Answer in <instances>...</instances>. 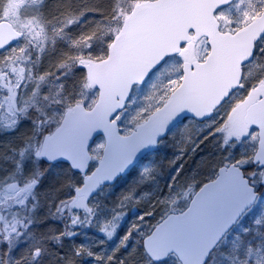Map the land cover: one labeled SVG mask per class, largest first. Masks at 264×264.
Wrapping results in <instances>:
<instances>
[{"label":"water","instance_id":"95a60500","mask_svg":"<svg viewBox=\"0 0 264 264\" xmlns=\"http://www.w3.org/2000/svg\"><path fill=\"white\" fill-rule=\"evenodd\" d=\"M232 1H143L124 20L107 58L85 61L89 85L99 91L97 102L91 109L79 104L66 111L60 126L45 137L39 154L47 163L65 161L85 174L91 162L89 147L99 135L104 136L102 158L85 178L83 189H76L79 195L75 200L90 198L97 188L128 174L184 118H210L239 87L240 69L251 60L255 41L264 35V12L235 34L221 33L215 13ZM191 31L195 42L208 37V60L195 63L194 68L185 64L182 83L166 103L131 134L121 135L113 118L125 108L134 85L142 84L150 69L155 70L168 56L178 53L190 40ZM22 37L9 22H0V50ZM247 120L249 127L258 126L260 130L253 162L264 169V101L249 110ZM261 183L264 185V172ZM257 197L240 167L223 166L215 179L196 191L186 209L170 213L155 226L143 240L144 249L155 263L175 254L181 264H206L211 252Z\"/></svg>","mask_w":264,"mask_h":264},{"label":"rangeland","instance_id":"374dc122","mask_svg":"<svg viewBox=\"0 0 264 264\" xmlns=\"http://www.w3.org/2000/svg\"><path fill=\"white\" fill-rule=\"evenodd\" d=\"M57 1L59 0H0V20H9L17 30L25 33V38L22 41L0 54V133L3 139V141H0V145L1 147L4 145L7 148H11L10 141L13 135H16V138L26 135L22 140L28 139L26 140V149L22 151V162H25L26 169L19 175L18 164H13L8 169H4L3 166L0 168L2 172L0 173V184L2 185V199L0 203L2 202L3 205L6 204V206H4L3 216H1L2 229L0 231V263L6 261L3 264H8L7 261H10V258H6L5 261L3 258L6 248L7 250L14 249L13 241L17 236L22 234V230L21 233L17 234L19 227L21 226L23 230H26L31 225V223L26 222V219L19 218L28 216L29 219H31L35 217L37 211V203L34 201V198H32V196L36 194L35 191L26 194L22 199H18V194L22 192L25 185H28L35 179L30 178L32 175L31 172L34 171L36 175L41 169L42 161L38 157V152L42 141L39 139L38 132L35 131L41 119L39 110L42 107L45 108L48 115L52 113L59 114L62 111L63 106L61 105H63L66 97L61 92L62 76L60 77V73H64V71H72L73 78L71 82L76 86L74 90L77 89L76 92L79 91L77 92V96L83 95L88 99V102L84 103L85 106H92L95 102L97 93L87 82L82 86L80 76H78L79 73L76 71L81 69L82 61L85 60L83 59V49H91L88 55H95V57L100 58V55L106 53L108 47L107 42L104 41V38L107 36V32L105 31L107 30L106 27L103 26L101 29L104 32L100 37L97 39L98 35H96V39H93V42L87 44L85 46L86 48L76 47L75 51L72 53V58H62L58 60V63L57 60L56 62L54 61V63L50 62V53L46 49V44L50 46L54 40H58L65 45V42L62 40L70 41L58 28L55 30L58 32L51 40H43V42H41L43 48L40 49L39 46V54L35 56V65H39L37 67L39 71L35 73L28 65L31 46L38 43V32H35V29L37 26L40 27V23H46L43 13L49 17L48 14L52 12V7H54V10L57 9L55 6ZM134 4L135 2L133 5ZM85 5L86 3L80 4L81 10H86ZM263 7L264 0H237L233 5L219 13L218 17L222 23L223 29L236 30L253 20ZM68 13L69 12L66 11L63 15L65 16ZM128 14L129 13L123 9H119L118 15L115 17L113 23L116 22L119 24ZM86 15L88 22L85 23L83 27L90 28L91 17L93 19V15L91 12H86ZM96 25L97 22L93 23V26ZM119 27L120 25L115 29L118 30ZM93 30L92 28V33L94 32ZM44 48L45 50H43ZM59 51L63 53L66 50ZM205 51L206 43L205 41H201L195 52L196 57H203ZM43 56L45 57L44 61H42ZM55 58L56 57H53L52 59L54 60ZM182 62L183 60L180 57L168 60L145 84L135 88L125 111L117 116L123 134L130 133L137 124L144 121L152 111L165 102L169 93L181 80ZM43 63L45 68H42ZM70 90L72 91L73 89ZM44 94L47 96H43ZM37 100H43L44 104L41 105L37 103ZM61 118L62 117H59L58 121L49 120L46 122L43 126L46 135L54 130ZM22 122H24L23 125H21ZM191 131H194L195 134L192 135L190 133ZM200 132L201 128L194 125L192 121H186L174 129L170 134L169 140L162 143L156 153L146 157L135 169L133 174L119 182L118 191H120L119 194L122 195L121 198H112V192L111 195L108 191L102 189L88 204L93 211L95 210L93 215L95 220L105 222L104 219H109L111 214L115 215V206L118 208L123 207V209H133L140 205L144 207L145 203L151 201V197L154 196V194L163 190H166L164 204L169 207V210L176 211L185 208L195 191V186L191 185L183 189L182 184L179 186V184L175 183L174 188H171L169 186L172 182L166 187L164 186V182L166 178L172 175L177 169L179 154L184 149L183 147H185L187 143H190V139H187V136L190 135L191 138L196 134L200 135ZM198 135H196V137ZM236 138L238 140L236 144L238 146V153L233 154L232 150L228 158L229 160L236 159V162L244 168H247L248 176L253 180L256 186H259L262 172L254 168L251 164V157L255 151L257 142V134L254 131H249L236 136ZM23 147L25 148V146ZM103 148L104 139L99 137L90 148L94 164L100 159ZM11 159L10 164L13 163V158ZM173 161H175V163H173ZM66 175L64 171L57 173V176L61 177H66ZM76 179H81L82 181V178L78 175ZM25 180L26 182H24ZM35 189H38V187ZM126 190L130 192L126 194L130 197L129 200H125L124 197L126 195L124 196L122 193L124 191L127 193ZM169 190L172 191L171 194L168 193ZM102 200L108 204L107 206H110L106 212L96 208ZM137 201L140 203H137ZM76 204L78 205V203ZM74 208H76V205ZM137 211L138 210H136V212ZM157 215H159V212L155 214V216ZM263 217L264 195L259 202L248 211L245 218L226 236L219 245L218 251L213 255L210 264H217V255L224 253L223 250L229 249L232 250V252L237 251L241 256H246L248 247L247 259H241L239 264H245V262L246 264H264V221L260 222ZM246 221L249 224H247ZM252 226H258L259 228L252 229ZM115 231H117V228L113 227L111 232ZM250 232H252L253 235V240H250L252 241L251 244L250 242H245L241 238L243 235ZM77 249L78 248L74 250V253L76 251L79 253ZM78 255L79 254H77V256ZM88 255L89 253H83L81 259H90L87 258ZM166 264H179V262L175 256H171Z\"/></svg>","mask_w":264,"mask_h":264},{"label":"trees","instance_id":"16d2710c","mask_svg":"<svg viewBox=\"0 0 264 264\" xmlns=\"http://www.w3.org/2000/svg\"><path fill=\"white\" fill-rule=\"evenodd\" d=\"M137 1L139 0L57 1L55 5L57 9L54 10V7H52V12L48 14L49 17L44 14L47 23H44L41 27L37 26L35 29V32H38V43L31 46L28 65H33L32 69L35 73L39 71L37 68L39 65H35L34 60H36L35 56L39 54V50L43 48L41 42L43 40H51L58 32L55 30L58 28L60 30L65 24L78 26L73 29L67 28L66 36L70 41L62 40L65 45L58 40H54L50 46L46 44V49L51 56H49L50 62L54 63L57 60L58 63V60L62 58H72V53L76 47L84 48L87 44L93 42V39H96V35H98L97 39L100 37L104 32L101 29L103 26L107 30L105 31L107 36L104 41L109 43L113 39V31L118 26L113 21L118 15L119 9L130 12L133 3ZM83 3H86L85 11L81 10L82 5L80 6V4ZM66 11L69 13L64 16L63 14ZM86 12H91L93 15L90 28L83 27L88 22ZM96 22L98 26H93V23ZM92 28L94 29L93 33L91 32ZM39 46L40 49L38 50ZM64 49L66 51L60 53L59 50ZM90 51L91 49H83V57H91L88 55ZM52 56L56 58L53 60ZM92 57L95 56L92 55ZM44 60L45 57L43 56L42 61ZM42 68H45L44 63ZM76 72L79 73L78 76H80L83 86L85 84L84 73L80 69ZM61 76V92L66 97L64 102H70L78 97L77 92H79H76L77 89L74 90L76 86L71 82L73 73L72 71H64V73H60ZM70 89L73 90L71 91ZM43 96L47 95L44 94ZM80 98V100H86L84 97ZM190 133L192 135L195 134L194 131ZM196 135L191 138L190 135L187 136V139H190V143H187L179 154L177 169L166 178L165 187L172 182L169 186L171 188H174L175 183L179 184V186L182 184L183 189L191 185L197 188L202 183L212 179L220 165L230 161L228 155L232 152L233 145L214 141L216 139L209 138L202 132L197 137ZM11 137V148H7L4 145L1 147L0 145V168L3 166L4 169H8L11 165L18 164V174L20 175L26 169L25 162H22V151L26 149V140L28 139L22 140L26 135L18 136V138H16V135ZM0 141H3L1 134ZM11 158H13L12 164H10ZM60 171H64L67 174L66 177L57 176ZM31 173L30 178L39 180L38 189H36V194H34V201L37 203L35 219H33V224L13 241L14 249L7 250L6 248L3 258L4 261L6 258H10V261H7L8 264H17L18 261H20V264H155L148 259L142 246V240L150 233L162 216L169 212V207L161 204V200L165 201L166 190L152 196L151 201L145 203L144 207L140 205L133 209H123V207L118 208L115 206V215L111 214L109 219H104L105 222L86 219L87 217L90 218L87 213H82V219H71L75 217V214L70 212L68 202L73 197V187L80 182V180L76 179V174L64 164L53 166L44 162L41 163V169L38 174L35 175L34 171ZM246 174L248 175V171H246ZM107 189L105 190L113 193V195L111 194L112 198L119 199L122 197L119 194L118 185ZM126 192H122L124 196L130 193L129 190H126ZM261 192L264 193V191ZM168 193L171 194L172 191L169 190ZM149 204L151 208L148 207ZM107 205L102 200L96 208L106 212L110 208ZM136 210L138 211L136 212ZM157 212H159V215L155 216ZM19 219H26V222L30 220L28 216ZM263 221L264 217L260 222ZM113 227L117 228V231L111 232ZM255 228L259 227L252 226V229ZM19 230H23L21 226ZM109 232L112 233L111 236L108 235ZM76 233L81 234L82 238L72 239ZM241 238L251 244L252 241L250 240H253L252 232L243 235ZM76 248L81 249L84 253L89 252V257L87 258L90 259L83 260L76 257L74 253ZM223 252L217 255V264H239L241 259L246 258L245 255L241 256L237 251L232 252V250L228 249L223 250ZM166 263L167 261L160 264Z\"/></svg>","mask_w":264,"mask_h":264},{"label":"flooded vegetation","instance_id":"af4514ba","mask_svg":"<svg viewBox=\"0 0 264 264\" xmlns=\"http://www.w3.org/2000/svg\"><path fill=\"white\" fill-rule=\"evenodd\" d=\"M192 54L190 50H184L183 59L192 57ZM258 68H261V72L264 73V40L256 45L254 61L246 65L244 69L246 76L240 90L215 113L212 120L217 129L226 126L230 133H238L246 128L245 116L248 108L264 97V79L260 78ZM1 216L0 213V219ZM77 219H81V216Z\"/></svg>","mask_w":264,"mask_h":264},{"label":"clouds","instance_id":"9594fccd","mask_svg":"<svg viewBox=\"0 0 264 264\" xmlns=\"http://www.w3.org/2000/svg\"><path fill=\"white\" fill-rule=\"evenodd\" d=\"M154 68H155V66H154ZM153 70H154V69H150L149 71L152 72ZM240 73H241V78H244V77L246 76V73H245L243 67H241V69H240ZM260 78L264 79V73L261 74V77H260ZM80 99H81L80 97H77L76 99H73V100H71L70 102H64V104H63V108H64V109H70V108H72L73 105H77V106H78L79 103H80ZM36 102H37V103H40L41 105L44 104V101H43V100H37ZM39 113H40V117H41V119H40L39 123L37 124L35 131L38 132V134H39V139H40L41 141H43L44 137L46 136V132H45L43 126H44V125L46 124V122L49 121V120L58 121L59 117H62V116H63V111H61L59 114L52 113L51 115H48V114L46 113V109L42 107V108L39 110ZM225 143H227V141H225ZM173 163H175V161H173ZM261 163H264V161H261ZM80 187H81V189H83V184H81ZM96 190L98 191L99 189L97 188ZM78 195H79V192H76L75 190H73V192H72L73 203L75 202V198H76ZM124 199H125V200H129L130 197L126 195V196L124 197ZM137 203H140V202L137 201ZM164 203H165V201H164V200H161V204H164ZM148 207L151 208V205L149 204ZM108 235L111 236L112 233L109 232ZM210 251H211V250L209 249V252H210ZM206 255H207V253H206ZM17 264H19V262H17Z\"/></svg>","mask_w":264,"mask_h":264},{"label":"bare ground","instance_id":"6f19581e","mask_svg":"<svg viewBox=\"0 0 264 264\" xmlns=\"http://www.w3.org/2000/svg\"><path fill=\"white\" fill-rule=\"evenodd\" d=\"M0 173H1V171H0ZM77 250H79V253L76 251V252H75V256L78 257L79 259H81V256H83V253H84V252H82L81 249H77ZM86 253L88 254L89 252H85L84 254H86ZM77 254H79V255L77 256ZM88 256H89V255H88ZM88 256H87V257H88ZM18 262H19V264H20V261H18Z\"/></svg>","mask_w":264,"mask_h":264},{"label":"snow or ice","instance_id":"6c2138e0","mask_svg":"<svg viewBox=\"0 0 264 264\" xmlns=\"http://www.w3.org/2000/svg\"><path fill=\"white\" fill-rule=\"evenodd\" d=\"M38 154H40V153H38Z\"/></svg>","mask_w":264,"mask_h":264}]
</instances>
